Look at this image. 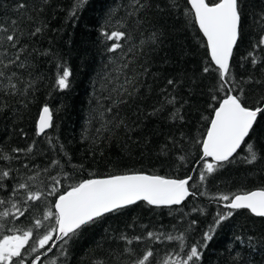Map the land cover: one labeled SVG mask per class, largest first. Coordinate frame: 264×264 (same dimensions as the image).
I'll list each match as a JSON object with an SVG mask.
<instances>
[{"label": "trees", "instance_id": "1", "mask_svg": "<svg viewBox=\"0 0 264 264\" xmlns=\"http://www.w3.org/2000/svg\"><path fill=\"white\" fill-rule=\"evenodd\" d=\"M19 3L26 8L18 10ZM239 3L242 32L230 62L231 94L249 108H264V46H257L264 36V0ZM188 9L187 0H86L82 5L78 0H0V25L15 27L19 38L17 48L0 39V172H10L0 178V199L6 201L0 213L9 212L0 217V239L32 229L25 264L37 257L36 264H138L149 250L153 255L145 264H174L186 259L192 246L201 252L196 264H264V219L245 210L233 211L211 241L203 240L217 214L229 211L221 195L264 188V115H258L246 139L258 159L245 162L249 153L242 145L232 162L208 174L201 141L227 88L220 87L206 42L185 15ZM36 28L41 31L32 35ZM113 31L125 37L118 41L120 49L109 52L117 41L104 33ZM20 48L19 61L5 68ZM65 68L69 86L60 89L56 81ZM44 106L52 112V127L38 136ZM137 172L191 176L194 195L179 207L135 204L81 228L52 251L51 241L39 248L38 239L56 227L54 217L44 219L45 212H55L56 199L71 185ZM20 183L42 192L41 200L26 202ZM53 187L59 191L49 195ZM37 219L43 222L40 228ZM181 235L183 241L167 238Z\"/></svg>", "mask_w": 264, "mask_h": 264}, {"label": "snow or ice", "instance_id": "2", "mask_svg": "<svg viewBox=\"0 0 264 264\" xmlns=\"http://www.w3.org/2000/svg\"><path fill=\"white\" fill-rule=\"evenodd\" d=\"M86 0H78V5H82ZM138 2V0H137ZM190 9L185 15H190L191 19L198 26L199 32L202 33L206 40V48L210 55V63L214 64L219 75L221 89L227 88V92L219 101L218 107L213 108V118L210 120V127L207 129L205 138L201 141L202 156L201 159L205 161L204 169L208 174L214 173L219 167H222L224 162H232L234 154H237L242 145H245L249 155L245 157V162L251 164L258 159L257 153L253 150L254 146L246 142V138H250V133L257 123L258 115H264V108L256 107L249 108L245 105L241 96L231 94L234 86L230 83V60L233 56L234 47L237 45L242 32V12L239 0H187ZM143 7V5H141ZM18 10L26 8L25 3H19ZM74 14V13H73ZM264 21V17H261ZM15 26L16 21H12ZM40 28H36L32 35L40 32ZM0 33H4L0 39L6 41L12 48H17L18 37L15 34V27L12 30L0 25ZM109 40L117 41L112 43L109 47V52H115L121 48L118 42L125 37L124 32L113 31L110 34L104 33ZM155 34H153V37ZM257 46H264V36L260 37ZM24 51L23 48L18 50L15 59L9 60L4 67L15 65L20 59L19 53ZM251 55V53H250ZM3 63V61H0ZM256 63L255 59L252 61ZM19 67H23L20 64ZM205 73L210 69L205 67ZM4 73L0 72V76ZM14 75V73H13ZM70 71L65 68L62 75L56 81L60 89L67 88ZM173 84L172 80L168 81ZM12 88L16 85L12 84ZM241 94L243 89H240ZM215 99V97H214ZM173 101H169L172 103ZM52 127V112L48 106H44L37 124V135L45 132L46 129ZM29 148L27 151H31ZM14 152L22 151L21 149H13ZM5 160L11 159L10 156L4 155ZM210 158L215 163L208 162ZM183 159V158H181ZM57 162L53 161L55 165ZM9 171L0 172V178L9 177ZM38 175V174H37ZM67 179V174H65ZM34 179V177H29ZM55 184L59 185L60 180L52 177ZM191 176L185 179H172L160 175H149L144 173H131L122 175H110L103 179H86L77 184L71 185L69 190L63 192L58 196L54 203L55 212L51 210L45 212L44 219L48 220L51 217L55 219L56 227L47 231L37 243L40 249H44L49 242L53 240V232L58 231L61 236L71 238L78 230L94 223L97 219L103 217L107 213L119 211L127 206L136 204L138 201H144L148 205L155 206H172L181 204L190 193L189 181ZM200 181L206 179L205 173L201 172ZM18 189L26 190L27 201H40L44 195L40 191L32 192L29 185L20 183ZM59 191L58 188L53 187L49 195L55 194ZM17 190L13 189V195H16ZM220 200L227 201L225 207L230 210H247L250 214L264 218V188L248 191L244 193H237L232 196L221 195ZM6 201L0 199V204ZM16 208V204H12ZM19 211V209H17ZM233 211H228L224 214H217L213 225L209 226V230L203 234L205 242L213 239L215 228L221 225L225 220L233 216ZM23 216L24 212H20ZM9 212L4 211L0 213V217H8ZM18 219V217H17ZM42 221L37 219L35 227L40 228ZM195 223V221H193ZM9 231L21 232L20 229H9ZM154 234L149 232L148 236L152 237ZM33 238V230L28 229L22 231L21 234L4 235L0 239V264H25V249L29 246L30 240ZM169 240L179 239L183 241V235L180 237H167ZM136 239H139L137 237ZM131 243V241H128ZM183 248V244H181ZM32 251H36L33 246ZM51 251V247L48 248ZM153 252L149 250L143 256L138 264H145ZM201 257V252L197 246H192L187 253L186 259L179 258L174 264H196ZM39 259L38 257L36 258ZM36 264V260L32 261Z\"/></svg>", "mask_w": 264, "mask_h": 264}, {"label": "water", "instance_id": "3", "mask_svg": "<svg viewBox=\"0 0 264 264\" xmlns=\"http://www.w3.org/2000/svg\"><path fill=\"white\" fill-rule=\"evenodd\" d=\"M189 7H190V5H189ZM197 26V25H196ZM197 28H198V26H197ZM199 30V29H198ZM201 35H202V33H201ZM203 36V35H202ZM204 38V37H203ZM204 40H205V38H204ZM205 42H206V40H205ZM234 49H235V47H234ZM234 51V50H233ZM209 58H210V55H209ZM230 62H231V60H230ZM213 66L214 67H216L214 64H213ZM38 121H39V119H38ZM37 124H38V122H37ZM209 127H210V125H209ZM49 129L50 128H48V129H46L45 130V132L44 133H42V134H40V135H38V136H42V135H44L47 131H49ZM206 136V135H205ZM247 139V138H246ZM202 149V148H201ZM240 150V149H239ZM238 150V151H239ZM238 153V152H237ZM236 154H234V156H235ZM209 161H211L212 163H215L214 161H212L210 158H207ZM224 163H226V162H224ZM190 182V181H189ZM190 196V195H189ZM188 196V197H189ZM187 197V198H188ZM187 198L181 203V204H179V205H172V206H155V205H149L150 207H153V208H171V207H179V206H181L186 200H187ZM58 199V198H57ZM138 203H144V204H146V205H148L146 202H144V201H138L136 204H138ZM133 205H135V204H133ZM133 205H130V206H127V207H125V208H128V207H131V206H133ZM125 208H123V209H125ZM224 208L225 209H227V210H229V211H238V210H230V209H228V208H226L225 206H224ZM54 211H55V208H54ZM245 211H247V210H245ZM248 212V211H247ZM113 213V212H112ZM107 214H110V213H107ZM107 214H105V215H107ZM104 215V216H105ZM252 215V214H251ZM253 217H256V216H254V215H252ZM256 218H261V217H256ZM261 219H264V218H261ZM62 234H60L58 231H56L55 232V234H54V236H53V240L51 241V251L54 249V247L56 246V245H58L60 242H62L66 237H64L63 239H57V237H59V236H61ZM71 235V234H70ZM39 258V257H38ZM39 261V259L37 260L36 259V263Z\"/></svg>", "mask_w": 264, "mask_h": 264}]
</instances>
